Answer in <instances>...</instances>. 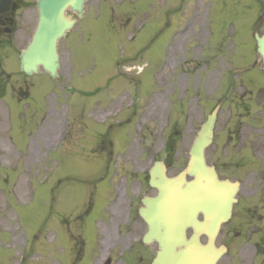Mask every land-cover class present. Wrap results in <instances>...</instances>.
<instances>
[{"label":"rangeland","instance_id":"obj_1","mask_svg":"<svg viewBox=\"0 0 264 264\" xmlns=\"http://www.w3.org/2000/svg\"><path fill=\"white\" fill-rule=\"evenodd\" d=\"M260 11L252 0H88L85 19L59 45L58 80L17 72L35 8L21 29L0 33L8 45L0 74L11 77L0 100V264H96L106 208L116 190L124 205L136 181L127 173L145 181L166 160L178 175L231 82L235 91L243 77L264 83L257 69L240 75L245 61H235L241 47L255 64L250 22ZM17 98L22 109L13 112ZM229 106L228 98L220 124ZM66 123L70 136L58 141ZM106 137L123 146L111 166Z\"/></svg>","mask_w":264,"mask_h":264},{"label":"flooded vegetation","instance_id":"obj_2","mask_svg":"<svg viewBox=\"0 0 264 264\" xmlns=\"http://www.w3.org/2000/svg\"><path fill=\"white\" fill-rule=\"evenodd\" d=\"M36 8L30 0H0V33L7 29L18 31L22 28L19 20L25 17L27 10ZM8 45L0 42V49ZM10 66V65H8ZM249 71V70H247ZM3 76L6 79H3ZM9 75L0 74V93L7 90ZM252 80L241 82V90L232 87L231 117L220 124L218 118L211 146L206 150V159L214 167L218 178L225 185L220 191V205L213 209L214 216L219 219L207 218L200 211L196 224L213 226V242L207 230L202 228L197 233L204 246H213L219 256L216 264H264V85L256 92V97L249 90ZM21 99L13 101L14 112L19 111ZM111 159V156H110ZM134 186L126 192L124 205L118 194L106 208L110 213L98 228L102 241V254L96 264H152L158 246L156 243L146 245L144 237L149 233L148 224L140 217L144 197H156L157 191L146 181L145 192L143 182L138 177ZM134 177V178H133ZM204 207L205 196L199 197ZM101 226L104 230L101 231ZM189 237L196 231L190 228Z\"/></svg>","mask_w":264,"mask_h":264},{"label":"water","instance_id":"obj_3","mask_svg":"<svg viewBox=\"0 0 264 264\" xmlns=\"http://www.w3.org/2000/svg\"><path fill=\"white\" fill-rule=\"evenodd\" d=\"M87 0H40L39 23L32 43L21 54V71L27 75L42 67L52 78H58V43L67 37L76 24L68 15L71 10L83 17ZM258 52L264 61V36H256ZM216 111L209 117L194 142L188 168L178 177L167 178L163 163L157 162L151 171V185L159 190L157 199L144 201L141 216L151 221L159 251L153 264H214L216 258L204 253L198 240L187 239L186 230L199 212V190L205 188L207 197L215 193L217 180L213 168L207 167L204 151L213 137ZM186 175L193 180L187 182ZM208 205V204H207Z\"/></svg>","mask_w":264,"mask_h":264},{"label":"bare ground","instance_id":"obj_4","mask_svg":"<svg viewBox=\"0 0 264 264\" xmlns=\"http://www.w3.org/2000/svg\"><path fill=\"white\" fill-rule=\"evenodd\" d=\"M181 38H180V40H179V42H178V45L181 43ZM220 205V200H218V203H217V207Z\"/></svg>","mask_w":264,"mask_h":264}]
</instances>
